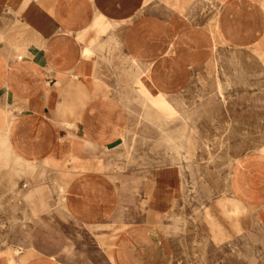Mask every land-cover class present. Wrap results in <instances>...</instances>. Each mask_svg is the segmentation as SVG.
I'll return each mask as SVG.
<instances>
[{"label": "rangeland", "instance_id": "rangeland-1", "mask_svg": "<svg viewBox=\"0 0 264 264\" xmlns=\"http://www.w3.org/2000/svg\"><path fill=\"white\" fill-rule=\"evenodd\" d=\"M149 1L127 0L125 22L134 16L132 2L142 11ZM150 6L143 15L164 27L156 55L143 53L144 42L124 54L122 46L131 43L119 39L101 58L113 90L97 73L93 88L86 83L87 102L103 104L107 150L93 155L111 182L113 215L99 226L75 221L60 203L56 174L23 166L13 173L11 199H0V247L32 244L66 264H118L121 256L123 264H264V0H153ZM133 28L130 22L126 33ZM160 30L140 31L144 37ZM94 32L73 56L84 82L80 69L96 52L88 47ZM137 55L170 65L171 124L155 127L134 97L127 73ZM110 103L118 111L108 110ZM166 178L173 180L170 202L159 198Z\"/></svg>", "mask_w": 264, "mask_h": 264}, {"label": "crops", "instance_id": "crops-1", "mask_svg": "<svg viewBox=\"0 0 264 264\" xmlns=\"http://www.w3.org/2000/svg\"><path fill=\"white\" fill-rule=\"evenodd\" d=\"M152 1L147 2L142 11L140 5L132 2V20L118 24L112 31L121 41L131 43L130 48L122 46L124 54L137 52V47L144 42L149 51L145 47L143 53L156 55L154 41L164 27L155 19L150 20V16L143 15V10ZM108 2L0 0L1 200L11 199L14 172H21L23 166H38L56 174L60 203L75 221L99 226L113 215L116 203L111 196L115 194L102 169L101 157L93 155L107 150L102 146L106 137L101 115L103 104L99 99L87 102L86 83L93 88V75L97 73L101 83L109 85L112 90L113 86L102 75L101 55L104 50H96L91 59L84 61L80 72L86 82L81 79L82 75H76L79 70L74 66L73 56L81 50L83 42L72 44L76 41V32L91 26L95 9ZM170 12L175 14L172 10ZM130 22L136 25V32L128 35L125 27ZM144 25L161 30L153 34L148 32L143 37L140 30ZM106 38L107 34L102 37ZM122 119L123 114L120 128ZM120 128L113 135L111 144L118 140ZM90 139L97 140L96 148L86 146ZM172 181V178L161 180L160 199L172 200ZM59 186L65 187L64 200L60 199ZM16 251L21 255L18 256ZM120 261L123 264L124 257H117L118 264ZM0 264L66 263L29 244L0 247Z\"/></svg>", "mask_w": 264, "mask_h": 264}, {"label": "bare ground", "instance_id": "bare-ground-1", "mask_svg": "<svg viewBox=\"0 0 264 264\" xmlns=\"http://www.w3.org/2000/svg\"><path fill=\"white\" fill-rule=\"evenodd\" d=\"M128 15H129V9L127 7L126 1H124V0H109L107 5H105L101 8L99 7V8L95 9V15H94V19H93L91 26H89V28H87L86 30L76 32V39L75 40L76 41L80 40L81 42L84 41L87 34L91 30H94L95 31L94 32L95 37H93L91 39V41L89 42L90 44L88 43L89 49L93 50V51L104 50L107 53V55L110 56L111 53L108 50H111L113 47L118 48L120 46L119 38L116 36L115 33H113L114 29H116L118 24L125 22L128 18ZM118 27H120V26H118ZM133 31H134V28L132 29V32ZM105 34H107V38L102 39V37ZM128 57H130V56H127V58ZM101 58H102V55H101ZM127 58H126V60H128ZM168 66H170V65L165 60L150 61L149 59H145V62H144L138 58V55L135 57H132L131 60L129 61V64H128L129 72L127 73V77L130 79V81L132 83L131 88H132V91L134 93V97H137L138 101H137V99H136V101L141 103V105H143V107L145 109V110H143V111H145V114H144L145 118L148 119L150 122L153 121L152 124H154L155 127L157 126L156 124H158V126L160 125V127L161 126L163 127L164 124L167 125L166 122L169 123V121H167L166 109L168 110L167 106L170 105L169 103L172 104V102L167 103V101L169 100V99L167 100V96L176 90V85H175V82L171 76V70L169 69ZM128 88H129V86L127 87V89ZM110 90H112V89H110ZM126 99H128V98H126ZM123 100H124V98H122V101ZM118 104H119V102H118ZM122 106H124V104ZM107 108H108V110H111V111H118V109H119L117 104H111V103L108 104ZM172 111H171V113H172ZM174 114L176 115L177 112ZM139 117H140V115H139ZM140 118H139V120L141 121ZM175 118H173L172 120H174ZM177 119H179V118L177 117ZM169 124H171V123H169ZM160 129H163V128H160ZM165 129L162 131H165ZM112 132H114V131H112ZM167 135H169V134L167 133ZM110 136H111V134H110ZM166 140H168V143L173 142L172 137H168ZM176 143H177V141H176ZM176 143L173 145L175 146ZM105 145L107 147V145H109V144H107V142H106ZM180 147H182V146H180ZM175 148H177V147L175 146ZM187 151H188V149H187ZM188 155L190 156V154H188ZM190 157H192V155ZM59 189H60L59 192L61 194L60 199L64 200V198H65V193H64L65 187L59 186ZM27 246H29V245H27ZM16 253L18 256L21 255V253L18 251H16Z\"/></svg>", "mask_w": 264, "mask_h": 264}]
</instances>
